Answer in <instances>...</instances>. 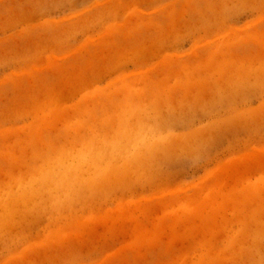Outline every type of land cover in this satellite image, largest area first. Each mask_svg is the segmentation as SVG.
Returning a JSON list of instances; mask_svg holds the SVG:
<instances>
[{
    "label": "rangeland",
    "instance_id": "obj_1",
    "mask_svg": "<svg viewBox=\"0 0 264 264\" xmlns=\"http://www.w3.org/2000/svg\"><path fill=\"white\" fill-rule=\"evenodd\" d=\"M0 264H264V0H0Z\"/></svg>",
    "mask_w": 264,
    "mask_h": 264
}]
</instances>
